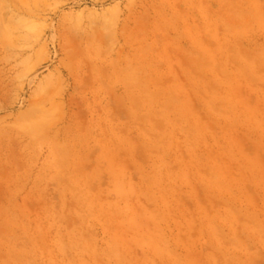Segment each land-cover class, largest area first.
Instances as JSON below:
<instances>
[{
    "label": "rangeland",
    "instance_id": "1",
    "mask_svg": "<svg viewBox=\"0 0 264 264\" xmlns=\"http://www.w3.org/2000/svg\"><path fill=\"white\" fill-rule=\"evenodd\" d=\"M0 264H264V0H0Z\"/></svg>",
    "mask_w": 264,
    "mask_h": 264
}]
</instances>
